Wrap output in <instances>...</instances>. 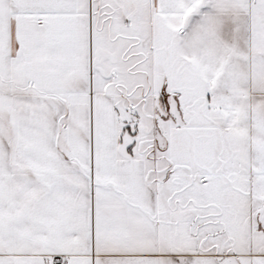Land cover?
I'll use <instances>...</instances> for the list:
<instances>
[{"label":"snow or ice","instance_id":"snow-or-ice-1","mask_svg":"<svg viewBox=\"0 0 264 264\" xmlns=\"http://www.w3.org/2000/svg\"><path fill=\"white\" fill-rule=\"evenodd\" d=\"M0 264H264V0H0Z\"/></svg>","mask_w":264,"mask_h":264}]
</instances>
